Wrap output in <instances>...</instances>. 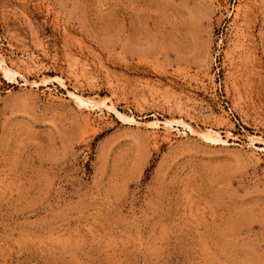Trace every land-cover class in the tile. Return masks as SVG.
<instances>
[{"label":"rangeland","instance_id":"obj_1","mask_svg":"<svg viewBox=\"0 0 264 264\" xmlns=\"http://www.w3.org/2000/svg\"><path fill=\"white\" fill-rule=\"evenodd\" d=\"M0 264H264V0H0Z\"/></svg>","mask_w":264,"mask_h":264}]
</instances>
